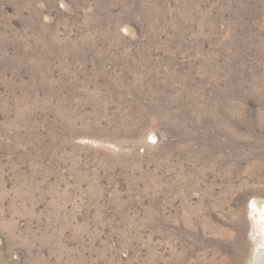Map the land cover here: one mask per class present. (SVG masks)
<instances>
[{
  "label": "rangeland",
  "instance_id": "1",
  "mask_svg": "<svg viewBox=\"0 0 264 264\" xmlns=\"http://www.w3.org/2000/svg\"><path fill=\"white\" fill-rule=\"evenodd\" d=\"M261 249L264 0H0V264Z\"/></svg>",
  "mask_w": 264,
  "mask_h": 264
},
{
  "label": "bare ground",
  "instance_id": "2",
  "mask_svg": "<svg viewBox=\"0 0 264 264\" xmlns=\"http://www.w3.org/2000/svg\"><path fill=\"white\" fill-rule=\"evenodd\" d=\"M252 264H264V250L263 249L257 252Z\"/></svg>",
  "mask_w": 264,
  "mask_h": 264
}]
</instances>
